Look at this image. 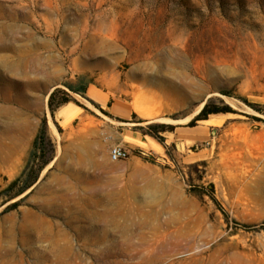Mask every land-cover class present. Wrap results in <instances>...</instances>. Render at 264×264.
I'll list each match as a JSON object with an SVG mask.
<instances>
[{"label":"rangeland","instance_id":"374dc122","mask_svg":"<svg viewBox=\"0 0 264 264\" xmlns=\"http://www.w3.org/2000/svg\"><path fill=\"white\" fill-rule=\"evenodd\" d=\"M207 102L229 112L185 134ZM44 118L51 160L14 197ZM0 231L12 264H264V0H0Z\"/></svg>","mask_w":264,"mask_h":264},{"label":"trees","instance_id":"16d2710c","mask_svg":"<svg viewBox=\"0 0 264 264\" xmlns=\"http://www.w3.org/2000/svg\"><path fill=\"white\" fill-rule=\"evenodd\" d=\"M80 79H82V78H79V80ZM64 86H65V88H67V90L69 92L74 93V94H78L80 96H83L85 94V91H86L85 85L77 86L74 84H64ZM69 101H70V96L67 92L60 90V89L54 90L50 94L49 99H48V111H49L50 115L53 117L54 113L61 106L67 104ZM228 112H229V110H226V109L211 108V103L207 102V103H205V105L203 106L201 111L198 113V115L192 119V121L189 123V125H190V127H193L196 125V122L205 121L208 119V117L210 115H217V114H221V113L224 114V113H228ZM171 118L177 119V116L173 115V116H171ZM173 129H174L173 126H169V125H165V124H149L146 126V130H147L146 133L149 136H152L155 139H157L159 142H162L163 138L160 135L167 132V131H173ZM47 144H49V139L47 136L46 119L44 118L42 120L41 127L38 131V134L33 141L32 151L30 153V159L27 162L24 171L21 173V175L17 179L12 181L9 184V186L7 187V190H11L20 184L18 190L14 194V197L21 195L28 188H30L34 184V182L36 181L37 173H39L44 168V166H46L48 164V162L51 160V158H49V157L46 158L44 156V153H43ZM38 152H41V157H42L41 159L42 160H41V162H39V164L36 165V168L33 171L34 176H31L30 174H28V171L30 169H32V167L30 168V164L32 162L31 158H33V159L36 158Z\"/></svg>","mask_w":264,"mask_h":264},{"label":"crops","instance_id":"0c3cea01","mask_svg":"<svg viewBox=\"0 0 264 264\" xmlns=\"http://www.w3.org/2000/svg\"><path fill=\"white\" fill-rule=\"evenodd\" d=\"M88 95L94 99H97L100 102L106 101V98L103 95H101L99 92H97L95 89H90L88 92ZM108 99L109 98H107V100ZM111 110L115 111V113H112L113 115H115L118 118L124 119V120H128L133 115V111L131 109L124 108L121 106H115V104H113V107L111 106ZM177 110L178 109H175L174 111H177ZM79 112H80L79 108H77L76 106H73L71 104H68V105H65V106L59 108L55 112V119L59 120L60 123L71 122L72 119L74 118V116L77 115ZM212 118H217V116L214 115ZM212 118L209 116L208 119L205 121L209 122V120H211ZM142 119L147 120L148 118H142ZM177 122H175V123H177ZM201 123H204V122H201ZM210 127H213V126L207 125V124H205V126H202V125L195 126L194 130L187 131V132H185V134L190 135V136H194L195 134H198V133L204 134L205 130L209 129Z\"/></svg>","mask_w":264,"mask_h":264},{"label":"bare ground","instance_id":"6f19581e","mask_svg":"<svg viewBox=\"0 0 264 264\" xmlns=\"http://www.w3.org/2000/svg\"><path fill=\"white\" fill-rule=\"evenodd\" d=\"M164 120L167 123H175V122H177V121L170 120V119H164ZM185 120H187V119H185ZM207 123L210 124V125H215L217 123H220V121L218 122V121H216V119H212V120H210ZM51 201H54L53 204L55 205L56 210H58L59 209V206H60L59 205L60 203L58 202V199L51 198ZM103 218L104 217H103L102 214L95 213V214L92 215V217H90V220L94 224L95 223H99L101 225L103 223V220H104ZM166 224L169 226V223L168 222H166ZM36 226L37 225H35V227H33V228H36ZM41 227L43 228V233L42 234L44 236L52 237V235H50L48 233V230H47L46 226L44 227V225H41ZM176 232L178 233L179 237L184 236V234H181L179 231H176ZM15 235L16 234L10 235L8 233H4L3 231H0V264H12L10 260L6 259L9 254H7V253L4 254V252L8 251V249H4L3 243L6 242V241H10V239L15 240L16 239V236ZM54 242L55 243L53 244V249L52 250L54 251L55 262L65 261L67 257L65 256L64 252H65V248L67 246L66 247L65 246H62L57 239H55ZM18 258L19 259H22L23 258L22 253L20 255L18 254Z\"/></svg>","mask_w":264,"mask_h":264},{"label":"built area","instance_id":"2783aa9c","mask_svg":"<svg viewBox=\"0 0 264 264\" xmlns=\"http://www.w3.org/2000/svg\"><path fill=\"white\" fill-rule=\"evenodd\" d=\"M109 158L111 161H119L127 158V151L119 146H114L109 151Z\"/></svg>","mask_w":264,"mask_h":264},{"label":"water","instance_id":"95a60500","mask_svg":"<svg viewBox=\"0 0 264 264\" xmlns=\"http://www.w3.org/2000/svg\"><path fill=\"white\" fill-rule=\"evenodd\" d=\"M205 105V103H203V106ZM203 108V107H202Z\"/></svg>","mask_w":264,"mask_h":264}]
</instances>
